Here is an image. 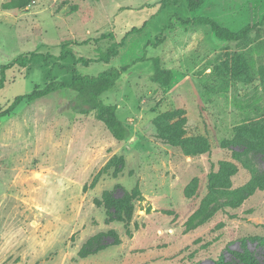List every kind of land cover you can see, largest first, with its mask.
Listing matches in <instances>:
<instances>
[{"label": "rangeland", "instance_id": "1", "mask_svg": "<svg viewBox=\"0 0 264 264\" xmlns=\"http://www.w3.org/2000/svg\"><path fill=\"white\" fill-rule=\"evenodd\" d=\"M160 1L0 0V65L52 55L7 72L0 111L52 80L131 64L102 96L131 130L125 142L77 114L70 89L1 119L0 264H242L231 250L244 248L264 264V24L228 41L180 21L207 16L236 32L264 0L192 12ZM144 23L112 64L77 61ZM155 55L177 74L169 87L150 79Z\"/></svg>", "mask_w": 264, "mask_h": 264}, {"label": "trees", "instance_id": "2", "mask_svg": "<svg viewBox=\"0 0 264 264\" xmlns=\"http://www.w3.org/2000/svg\"><path fill=\"white\" fill-rule=\"evenodd\" d=\"M179 0H161L159 4L160 9H165L170 5L178 4ZM203 4V0H188V9L192 12L198 9ZM184 24H199V25H209L215 35L218 38L228 40V41H238L248 36L250 32L264 24V13H262L257 20H253L250 23L246 24L240 30L234 32L226 27L221 26L214 19L207 16H196L184 20L180 19ZM145 23L142 26H134L125 36L117 43L112 44L98 59H85L78 58L77 61L84 63L85 66H88L91 62H103L106 64H112L120 56L119 49L127 48L129 40L126 38L133 34L142 32L144 29ZM109 36V35H107ZM106 37V35L104 36ZM164 36H157V44L162 42ZM148 42L147 45H149ZM75 57L71 51H65L59 57L60 59H66L68 57ZM36 57H43L44 59L52 57L51 54H42L40 52H30V53H21L18 56L14 57L10 62L0 65V89L5 87L7 72L12 68L19 67L25 68L30 63L34 61ZM145 56H142V60ZM152 61V71L150 79L152 82L160 84L165 87L171 86L177 78L175 70L171 68H166L161 64L160 56L155 55L150 58ZM139 61L138 59L134 62ZM131 66V64H125L120 67H111L99 72L96 75L88 74H75L72 76L70 81L64 80H52L44 87H35L30 93L17 96L7 108L0 111V121L3 117L9 115L12 110H14L23 99H28L33 101L35 99L49 95L52 92H55L60 89H70L76 92L74 98L73 110L80 115H93L98 120L103 122L111 135L118 141L125 142L131 136V130L129 127L122 121V119L117 114L118 106L114 103H106L102 96L112 90L117 82L122 77V74ZM113 219L116 217L113 216ZM264 228V224H263ZM264 241V236L260 237ZM248 238H244L243 242L246 243ZM235 255V258H238L242 264H258V260L255 257V254L248 248L243 250H231ZM220 264H230L224 261V256H221L218 260Z\"/></svg>", "mask_w": 264, "mask_h": 264}]
</instances>
